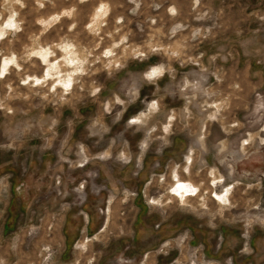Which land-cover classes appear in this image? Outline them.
Masks as SVG:
<instances>
[{
    "label": "rangeland",
    "instance_id": "1",
    "mask_svg": "<svg viewBox=\"0 0 264 264\" xmlns=\"http://www.w3.org/2000/svg\"><path fill=\"white\" fill-rule=\"evenodd\" d=\"M261 137L264 0H0V264H264Z\"/></svg>",
    "mask_w": 264,
    "mask_h": 264
},
{
    "label": "crops",
    "instance_id": "2",
    "mask_svg": "<svg viewBox=\"0 0 264 264\" xmlns=\"http://www.w3.org/2000/svg\"><path fill=\"white\" fill-rule=\"evenodd\" d=\"M154 69V67L151 69V72H152V70ZM162 70L160 69V71H159V75H158V77H162L163 75H162ZM148 74H151V73H148ZM147 74V75H148ZM260 140H261V142L264 144V137H261L260 138ZM145 148V145L144 146H142L140 149L141 150H143ZM106 154V157L107 156H109V154H107V153H105ZM189 155H191V161H192V148H190L189 150H188V153H187V155H186V157H185V164H186V162H187V159H188V157H189ZM91 181H95L93 178H91L90 179ZM148 184L149 183H147V186H148ZM148 204L150 205V204H152V205H154L153 204V200H152V202H149L148 201ZM110 210H111V207H108L107 208V210H106V212L104 213V216H105V220H104V223H103V225H102V228H103V231L106 229V227L107 226H109V212H110ZM85 216V219H86V221H88V216L85 214L84 215ZM87 238H85L84 239V241L86 240ZM170 243H169V241H165L164 243H163V246L164 247H166V246H168ZM80 245V244H79ZM76 246H78V245H76ZM148 254H145L143 257H142V263H144V264H149L147 261H148Z\"/></svg>",
    "mask_w": 264,
    "mask_h": 264
},
{
    "label": "bare ground",
    "instance_id": "3",
    "mask_svg": "<svg viewBox=\"0 0 264 264\" xmlns=\"http://www.w3.org/2000/svg\"><path fill=\"white\" fill-rule=\"evenodd\" d=\"M185 190V188H183L182 186H179L177 189H175V191H174V196H176V197H178L181 201H183V199H184V197H183V195H182V191H184Z\"/></svg>",
    "mask_w": 264,
    "mask_h": 264
}]
</instances>
